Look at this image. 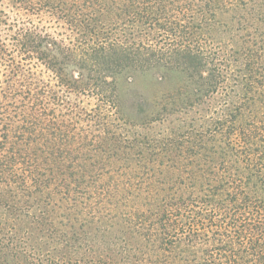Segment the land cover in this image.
<instances>
[{"label":"trees","instance_id":"1","mask_svg":"<svg viewBox=\"0 0 264 264\" xmlns=\"http://www.w3.org/2000/svg\"><path fill=\"white\" fill-rule=\"evenodd\" d=\"M0 65V264H264V0H0Z\"/></svg>","mask_w":264,"mask_h":264},{"label":"rangeland","instance_id":"2","mask_svg":"<svg viewBox=\"0 0 264 264\" xmlns=\"http://www.w3.org/2000/svg\"><path fill=\"white\" fill-rule=\"evenodd\" d=\"M35 71V73L37 74V76L39 77V79L44 82L47 83L49 82V73H47L42 66H34L33 68ZM4 68L0 65V83L2 80V73H3ZM152 80L150 79L149 76H144L141 77L140 79H138L136 82L134 81L133 83H128V81L124 80V79H120L119 80V95H120V99L122 100L123 103V110L125 113H129L130 116L129 118L131 120L137 121L136 120V109L135 107H137L138 104L141 105V103H143V97L135 95V92H140L142 94L145 95H149L150 94V86L152 84ZM139 98H142V100H139ZM89 101V100H87Z\"/></svg>","mask_w":264,"mask_h":264}]
</instances>
